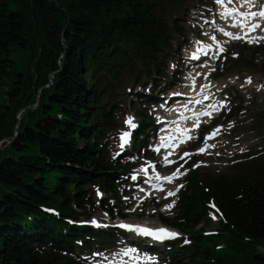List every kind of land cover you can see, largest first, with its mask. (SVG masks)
I'll return each instance as SVG.
<instances>
[{
    "label": "trees",
    "instance_id": "1",
    "mask_svg": "<svg viewBox=\"0 0 264 264\" xmlns=\"http://www.w3.org/2000/svg\"><path fill=\"white\" fill-rule=\"evenodd\" d=\"M83 1L79 4L67 0L64 9L56 12L50 2L44 7L38 5L44 0H0V138L12 134L17 106L35 103L36 88L56 67L58 58L51 46L42 48L47 56H35L36 42L15 44L14 34L22 24L40 43L41 38L53 40V35L65 38L77 54L70 57L74 53L61 44L56 46L65 57L54 69L58 71L52 85L42 89L38 106L23 116L17 137L0 150V264H57L29 250L22 252L21 246L28 238L20 230L22 215L36 213L39 205L69 215L63 196L74 177L83 182L95 180L103 188L112 183L114 168L97 148L100 123L84 76L99 67L102 75H110L109 66L119 59L149 62L162 27L154 5L150 10L149 2L153 4V0H129L130 8L126 10H119V5L126 6V0ZM33 4L39 8L27 7ZM126 12L131 15L127 16L129 25L123 19ZM19 33L23 38L27 35ZM114 34L129 39L136 52L145 50L147 57H86L85 51L93 49L94 41L97 46H105L115 39ZM78 36L83 37V43ZM91 38L93 45L85 48ZM74 39L77 41L72 42ZM242 176L218 181L207 191L197 186L186 198L183 217L188 221L199 219L204 200L214 195L233 225L221 242L196 241L188 264H264V254L259 253V247H264V167L250 164L248 174ZM74 196H78L76 191ZM216 244L223 246L216 248Z\"/></svg>",
    "mask_w": 264,
    "mask_h": 264
},
{
    "label": "rangeland",
    "instance_id": "2",
    "mask_svg": "<svg viewBox=\"0 0 264 264\" xmlns=\"http://www.w3.org/2000/svg\"><path fill=\"white\" fill-rule=\"evenodd\" d=\"M166 16L168 17V13H166ZM169 18V17H168ZM184 16L183 15H179L176 18V23L179 26H182L183 30H185L187 32V38H189V34L192 31V29L190 27H188V24L186 22H184ZM174 40H175V45L178 46L183 42H186V38H185V34L184 36H179L178 34L174 33ZM191 46H194V44H192ZM234 54H239L242 56L241 54V50L236 48V50L233 52ZM244 56L245 57H230L227 56V60H226V64H225V69L222 70V72H224L223 75V81L224 83L226 82V76L228 75H232L234 76L233 78H235V76L238 74L239 77H244L246 75H249L250 73L253 72H258V71H262L264 72V70H261L259 66H253L251 64V60H249L250 53L249 52H244ZM229 58V59H228ZM256 58V57H254ZM261 60V58H260ZM264 60V58H263ZM177 62V56L175 55H170V56H166L163 57L161 59V66H160V70H161V75L159 76H149L147 71H139L138 69H132L129 70L127 69L126 66H121L120 70H119V82L113 84V86L115 87V93L111 90H109L110 92V99L115 100L116 102V106L117 107V101L118 99L122 102L123 107H120V110H123V112H125L124 109L126 110H134V109H140L143 110L144 109V105L140 100H144L143 98L145 97L144 95L147 94L146 92L144 93V87L145 86H150V82L153 80V77L155 78V85L157 86V90H162L163 87H167L168 85L172 84L171 81H176V76H172V67H174L176 65ZM264 62V61H263ZM247 64V66L245 65ZM260 63H258L257 65H259ZM165 78V79H163ZM223 81H220V83H223ZM141 85L143 88V94L140 97H136L137 95H135V92L137 91L136 88L137 86ZM145 85V86H144ZM215 86V83H214ZM131 88V92H130V97L129 99H125V95L123 94V91L127 94V89ZM237 88V87H236ZM244 89H247V87L244 86ZM219 88L218 87H214V91H218ZM233 93L232 96L235 98V102L241 105V108H244L242 110V112H236L235 113V117H234V122L231 123L232 129H228L226 130V133H230L227 137H223L222 141L224 140V146L222 147L223 150L226 151H230L232 153H235L237 151L240 150L241 146H248L250 144H252V146H254V143H256V139H255V135L259 129V124L254 120H251L250 117L254 116V112L257 111V109L260 107V105L263 103L264 98L262 99L261 97H259V95H263V94H259L256 95L253 98V104H250V101L248 99H244V97L238 93L236 91L235 88L232 89ZM225 91V90H224ZM262 91V90H261ZM36 95H38L41 92V89L38 88L36 91ZM130 100L132 102H130ZM239 100V102H238ZM244 112V113H243ZM248 119H247V116ZM244 118V120H242ZM238 119V120H237ZM227 127H229L230 125H226ZM115 127L113 126V129ZM109 148H110V143H109ZM231 154H226L227 157H222L220 159V163L225 162L226 165L216 169L213 168V170L211 168H206L204 169L203 173H205L202 176V179L205 181H209L210 179L215 178V176H220V175H229L232 172V167H225L231 163H235L236 160L241 161L243 160L241 158L240 155H234L232 157H229ZM109 203V202H108ZM116 203V202H115ZM121 205V210L123 211L122 213L128 211V209L124 206V203H120ZM114 212V211H113ZM178 212V208L175 211V215ZM143 219L144 221L146 219H152L153 223H157L158 222V216L153 215V216H149L148 218H146V215H143ZM200 225H198L199 227ZM184 261H186V257H184L183 259Z\"/></svg>",
    "mask_w": 264,
    "mask_h": 264
},
{
    "label": "bare ground",
    "instance_id": "3",
    "mask_svg": "<svg viewBox=\"0 0 264 264\" xmlns=\"http://www.w3.org/2000/svg\"><path fill=\"white\" fill-rule=\"evenodd\" d=\"M65 1L67 0H44V2H40V4H38L40 7H44L47 3H51V5L57 9L56 12H59L61 9H64L63 4L65 3ZM73 3H83V0H71ZM89 1V0H87ZM16 2H18V0H16ZM22 5V4H21ZM24 7V5H22ZM29 8H39L37 5H30L27 6ZM125 7H129L130 8V3L129 0H126V6H122L119 5V10H123L125 9ZM113 9V8H112ZM126 10V9H125ZM71 14H74L73 12H71ZM185 14V13H184ZM57 17H59L57 14L55 15ZM127 16H131L129 12L124 13L123 15V19L125 20V25H129L128 23V19ZM26 21H30L28 18L25 19ZM59 22V21H58ZM173 22H176V20H173ZM128 30V28L126 27V31ZM19 31H23L25 33H27V37L24 35H21L19 33ZM19 31L14 34V41L15 44L18 45H25V44H30L32 42H36L37 43V47L40 49H35L33 50V54L35 56L39 55V54H45L46 56L48 55V52H46L44 49V47L46 46H51L52 47V53L55 55V57H64L56 48L57 45L61 44L63 45L65 48L64 49H68L70 53H74L73 55H71L70 57H76L77 54L75 53L76 51L74 49H72V46H68L69 45V41H66L65 38L64 39H58L56 38L54 35V39L49 41L47 39H43L41 38L42 43L39 42V40L37 38H33L31 37L29 34L31 33V29H29L28 27L22 26L20 27ZM52 34V33H51ZM115 39H111V43L104 45H99L97 46L95 44L94 38L89 39L88 42L86 43V45L84 46L85 48L90 47L93 45V41H94V45H93V49L90 51L88 49H86L85 51V55L86 57H135L134 55V51L135 49L128 43L131 42L129 39L127 38H123L121 35H117L114 34ZM108 38V37H107ZM77 39H81V42H84V39L82 36H78ZM77 39H74L72 42H76ZM69 42V43H68ZM82 49V48H80ZM196 53H199V51H197ZM206 56H210V54H206ZM189 64H191V62H188ZM188 66L190 67L191 65ZM181 71V70H179ZM195 79L194 76L190 77V81L189 83H184L183 86L185 87L186 91L192 95V97H195L193 99V101L198 100V97L200 96L202 90L207 89L203 87H198L197 85H195L194 83ZM206 101V100H203ZM183 105L187 106L188 104H186L185 102H182ZM166 122V121H164ZM214 134L218 133V132H213ZM213 141V137H209L205 138L203 141V146L205 147L204 150V154L208 155L210 152L211 153H218L217 152V144L215 143H210ZM152 162H156V161H152ZM181 177V176H180ZM170 205L171 204H166L165 206H163V208H165L164 211H169L170 210ZM167 206V207H166ZM162 208V209H163Z\"/></svg>",
    "mask_w": 264,
    "mask_h": 264
},
{
    "label": "snow or ice",
    "instance_id": "4",
    "mask_svg": "<svg viewBox=\"0 0 264 264\" xmlns=\"http://www.w3.org/2000/svg\"><path fill=\"white\" fill-rule=\"evenodd\" d=\"M233 2H234V0H215V3L218 4V5H221V6H225V5L231 4ZM244 2L250 3V0H244ZM224 14L226 16L238 15L239 17H243L244 19H241L239 21V26L242 27V28H246L249 31H254L255 28L259 27V23H255V24L247 23V19L249 17L255 18L257 15H259L260 18L264 19V9H261L259 11V13H256V12L243 13V12H240L239 9L225 7ZM233 26H236V24L234 23ZM225 34L229 35V36H234V34L230 33V32L229 33H225ZM234 38L239 39L240 37L239 36H234ZM213 39H214V37H213ZM200 51H203V49H200ZM193 58H198L196 53H193ZM166 179H167V177H166ZM121 227H124V228H126V229H128L130 231H134L135 233H137L139 235L150 236V237H152L153 239H156V240H163L165 238L175 237L177 235V233L171 232V231H169L167 229H163V228H161V229H150V228H147V227L134 226V225H128V224L121 225Z\"/></svg>",
    "mask_w": 264,
    "mask_h": 264
}]
</instances>
